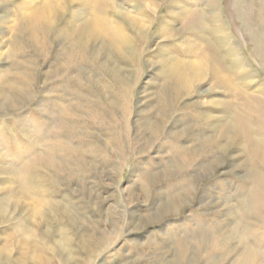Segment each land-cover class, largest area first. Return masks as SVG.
Wrapping results in <instances>:
<instances>
[{
	"label": "rangeland",
	"instance_id": "rangeland-1",
	"mask_svg": "<svg viewBox=\"0 0 264 264\" xmlns=\"http://www.w3.org/2000/svg\"><path fill=\"white\" fill-rule=\"evenodd\" d=\"M176 62L204 68L191 92ZM14 85L0 264H264V0H0Z\"/></svg>",
	"mask_w": 264,
	"mask_h": 264
},
{
	"label": "bare ground",
	"instance_id": "bare-ground-1",
	"mask_svg": "<svg viewBox=\"0 0 264 264\" xmlns=\"http://www.w3.org/2000/svg\"><path fill=\"white\" fill-rule=\"evenodd\" d=\"M74 1H76V0H74ZM87 2L88 3H90V4H93V5H95V4H97V3H100L101 2V0H87ZM75 3V2H74ZM108 5V7L110 6V7H112L110 4H107ZM112 5L114 6V3H112ZM109 7V8H110ZM66 8V7H65ZM65 8H64V6L62 7L61 6V9L63 10V12L65 11ZM111 9V8H110ZM117 9V8H116ZM50 10V9H49ZM48 10V11H49ZM102 10V9H101ZM44 11V10H43ZM51 11H53V10H51ZM58 11V10H57ZM114 11V10H113ZM116 12V11H115ZM120 12V11H119ZM45 13H47L48 14V12L47 11H45ZM105 14V13H104ZM118 14V13H117ZM120 14V13H119ZM57 15V14H56ZM59 15V14H58ZM127 15V14H126ZM34 17V16H33ZM48 17V16H47ZM202 17V16H201ZM144 18V17H143ZM48 19L49 20H47V24L50 26V24H54L55 23V21L56 20H54V19H51V17L49 16L48 17ZM126 19V18H125ZM132 19H133V17H132ZM141 20H144V19H141ZM33 22V21H32ZM42 22V21H41ZM44 22H46V21H44ZM43 22V23H44ZM99 22V21H98ZM143 21H140V22H134V21H130V23L133 25V27H134V29H136L137 31H139V32H142V29H144V27H145V23H142ZM29 23V22H28ZM101 23V22H100ZM30 24V23H29ZM40 24V23H39ZM38 24V25H39ZM102 24V26H103V28L106 26V24L105 23H101ZM43 25V24H42ZM99 26L100 25H97L96 26V28H94V30H93V33H94V31L95 32H97L98 34H100V28H99ZM38 27V26H37ZM40 27H41V25H40ZM69 27V26H68ZM67 27V28H68ZM45 28V27H44ZM65 28V27H64ZM122 28V27H121ZM121 28H119V29H121ZM51 29V28H50ZM93 29V28H92ZM109 30H112L110 27L108 28ZM28 30V29H27ZM41 30H43V29H41ZM49 30V29H48ZM91 30V29H90ZM41 32V31H40ZM46 32V31H45ZM77 32H79V31H77ZM76 32V33H77ZM92 32V31H91ZM64 34H65V32H64ZM86 34V33H85ZM84 34V35H85ZM31 35V34H30ZM37 33H34L33 34V38H37ZM42 35V34H41ZM79 35V34H78ZM114 36V35H113ZM69 37V36H68ZM90 37H92V36H90ZM90 37H87L88 38V40H89V38ZM99 37H101V34H100V36ZM95 38V37H94ZM42 44V43H41ZM44 45V44H43ZM76 45V44H75ZM78 45H79V43H78ZM77 45V46H78ZM121 45V44H120ZM178 65H179V68H181L182 67V69H179L178 68V70H179V72H178V78H177V85H179V87L180 88H178V93L179 92H181V90L183 89L184 90V92H191L192 90H193V87L195 86V84H197V83H201L202 81H203V76H202V73H203V70H202V66L201 65H199L198 63H194V62H192L189 66L187 65V67H189L186 71H184L183 70V66L180 64V62H176ZM236 63V62H235ZM238 64H239V62H237ZM207 66V65H206ZM207 68V67H206ZM222 68V67H221ZM204 69V68H203ZM215 69V68H214ZM216 70V73H215V76L217 77V76H222V74L220 75V71L218 70V69H215ZM205 71V70H204ZM219 73V74H218ZM17 84V83H16ZM15 86V85H14ZM14 86H11V89H13L12 91L14 92V94L12 95V93L10 94V93H7L6 94V92L4 93V92H2V93H0V100L1 99H6V103H0L1 105H0V109L1 110H4V109H11V110H15V109H17V107H18V105H22V104H19L20 103V100L19 99H23L24 97H25V95L22 93V92H20L17 88H16V86L14 87ZM20 87V86H19ZM177 87V86H176ZM23 89H25V88H23ZM177 93V94H178ZM19 94H20V96H21V98H19ZM27 98V97H26ZM25 100V99H24ZM22 101V100H21ZM23 103V102H22ZM6 111V110H5ZM237 117L239 118V122L241 123H244L245 122V118H243V116L242 115H237ZM233 120V119H232ZM247 122V121H246ZM232 129V128H231ZM251 130V129H250ZM254 135V134H253ZM238 139V138H237ZM232 141V140H231ZM255 141H257V140H255ZM260 142V141H259ZM256 149V148H255ZM262 149V148H261ZM253 150V149H252ZM255 151H257V149L255 150ZM258 153V152H257ZM262 156H264V155H262ZM45 164L47 165V166H49V165H51L50 163L49 164H47V162H45ZM48 171V170H47ZM252 171V170H251ZM24 173L26 174V173H28L27 175L28 176H30L29 177V182H28V184L30 183V185H31V181H30V178H32L33 179V182H34V180H36V175H34V174H31L30 173V170H29V168H27V170L26 171H24ZM30 173V174H29ZM33 173V172H32ZM31 175H34L33 177H31ZM28 179V178H27ZM38 179H40V178H38ZM42 179V178H41ZM41 185V184H40ZM18 193V197L20 196V194L22 195V194H24L22 191L20 192L19 190H9V191H6V194L7 195H5L6 197L4 198L3 197V199H1L0 200V217H2L3 219H4V217H6V215H7V213H8V207L10 206V204H12L13 203V201H12V199H14L15 197H14V195L15 194H17ZM14 197V198H13ZM19 201V199H17V200H15V203H17ZM178 207V206H177ZM252 208V207H251ZM177 209V208H176ZM23 229L20 227V226H18L17 228H16V231H14V233L12 234V237H10V238H12L13 239V236L15 237V239H16V237H18V236H23L22 234H20V232L22 231ZM10 234V233H9ZM9 236V235H8ZM241 236V235H240ZM26 238V239H25ZM24 239V241H23V243H24V246H21L23 249H27V251L29 252V251H31V250H33L34 251V257H35V253L38 251V249H39V246H36V244L34 243V242H36V241H34V237L33 236H28V237H25ZM12 239H11V241H12ZM15 239H14V241H15ZM243 240V239H242ZM18 241V240H17ZM28 242V243H27ZM37 243V242H36ZM9 244V243H8ZM31 244V245H30ZM26 245H30L29 247L27 246V248H26ZM6 246V245H5ZM12 246H13V244H12ZM11 247V246H10ZM10 247H8V248H10ZM13 247H15V246H13ZM7 248V247H6ZM18 248V247H17ZM20 248V247H19ZM18 248V249H19ZM22 248H21V250H22ZM251 248H253V247H251ZM15 249V248H14ZM246 250V249H245ZM250 250V249H249ZM11 251V250H10ZM14 251V250H13ZM27 251H26V253H27ZM3 252V251H2ZM6 252H7V250H6ZM255 252H256V250H255ZM10 253V252H9ZM11 254V253H10ZM32 254V253H31ZM1 255V254H0ZM20 255H21V253H20ZM5 256V255H4ZM12 256V255H11ZM10 256V257H11ZM246 257H248L249 258V256H251V253L250 252H248V249H247V254L245 255ZM256 256H258V255H256ZM2 257H3V255H2ZM258 257H260V256H258ZM6 258V257H5ZM21 258V257H20ZM256 258V257H255ZM23 259V258H22ZM241 259V258H240ZM247 259V258H246ZM250 259H253L252 257L250 258ZM250 259H249V261H250ZM260 259V258H259ZM36 260H38V264H48V262H49V260L47 259V258H45V256H43L42 254L40 255H37V258H36ZM254 260V259H253ZM10 260H8V262H9ZM11 262V261H10ZM30 262V259L29 260H27L26 258H25V260H24V262H21V264H27V263H29ZM254 264V263H253Z\"/></svg>",
	"mask_w": 264,
	"mask_h": 264
}]
</instances>
